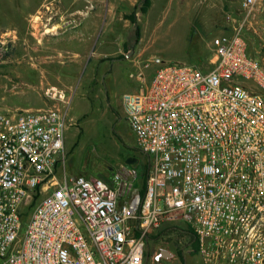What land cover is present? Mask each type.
Segmentation results:
<instances>
[{"label":"built area","instance_id":"built-area-1","mask_svg":"<svg viewBox=\"0 0 264 264\" xmlns=\"http://www.w3.org/2000/svg\"><path fill=\"white\" fill-rule=\"evenodd\" d=\"M228 1L207 65L152 56L129 73L120 105L143 176L126 163L109 179L64 175L56 102L70 100L55 86L53 104L0 113V264H144L159 229L190 233L201 264H264V52L245 35L264 0Z\"/></svg>","mask_w":264,"mask_h":264},{"label":"rangeland","instance_id":"rangeland-1","mask_svg":"<svg viewBox=\"0 0 264 264\" xmlns=\"http://www.w3.org/2000/svg\"><path fill=\"white\" fill-rule=\"evenodd\" d=\"M96 3L104 5V15L100 11L96 15ZM142 6L140 0H0V113L45 107L54 103L45 97L46 87L63 90L65 100L70 101L56 104L68 107L64 139L67 177L109 179L128 157L136 159L128 165L143 176L148 161L138 150L120 105L122 93L136 81L129 73L152 56L207 65L209 58L196 55L195 47L217 30L203 20L225 17L226 11L238 8L228 0H149L145 12L141 11ZM132 13L139 27L137 39L135 24L129 19ZM80 17L92 21L87 26V40L83 39L84 33L79 36ZM257 19L254 32L248 30L245 35L249 51L262 53L264 10ZM50 21L79 25L70 29V42L62 35L51 40L47 35L42 38L44 52L40 55L50 56L42 62L36 58L35 34L39 30L54 32L47 26ZM48 40L55 50L43 43ZM97 50L106 56L100 57ZM116 59L119 61L112 68L110 63ZM34 66L47 67L48 71L42 76L37 72L31 76ZM151 70L144 69L145 74L150 76ZM60 168L59 175L63 176L62 164ZM135 184H139L138 180ZM185 225L180 221L178 226L186 230ZM168 235L162 229L149 234L144 243V264H152L149 256L160 247H169L175 256L162 259V264H201L190 233Z\"/></svg>","mask_w":264,"mask_h":264},{"label":"crops","instance_id":"crops-1","mask_svg":"<svg viewBox=\"0 0 264 264\" xmlns=\"http://www.w3.org/2000/svg\"><path fill=\"white\" fill-rule=\"evenodd\" d=\"M95 6H96L95 7L96 15L99 14L98 11H100L102 13V15H104V9H105L104 8V5L101 4V3H99V4L96 3ZM37 10H40V9H37ZM107 10H109L108 7H107ZM81 18L82 17H80V19H79V22L81 23V26L79 28L82 29V30H80L79 36L82 35V33H84V38L83 39L84 40H87L86 39L87 38L86 36L88 35L87 26H88V24L92 23V21L91 20H88V19H81ZM225 20H226V17H224V16H216L212 20L210 18H206V19L203 20L206 23L209 22L210 25H212V27L214 29H216L217 31L214 32L213 36L210 37L207 41L204 42L201 39V41L198 42V45L196 44V47H195V49H196L195 54L196 55H203L204 57H207V58H210L211 57V55H212L211 39L214 36L220 35V34L226 32V31H228V22H227V20L225 22ZM79 22H77L73 26V25H66V23H63V21H61V22H56V21L51 22L50 21V23H48L49 25H47V26H49V28H51L52 31H54V32H50L49 34H47L46 32H42L41 30L37 31V36L35 34V37L37 39V45L34 48L35 51H36L35 53L37 54V57L36 58L42 60V62H45V59L50 57L49 55H40V52H42V53L44 52L43 46H41L42 45V42H41V39L42 38L46 37V35H47L48 39L49 38L53 39V38H56V36L58 37V36H61L62 35V37H66L68 39V42H70V40L72 38V35H73V34H71L72 32H70V29L73 28V27L78 26L79 25L78 24ZM89 27H91V25ZM39 29H41V28H39ZM62 37H61V39H62ZM51 39H49V40H51ZM49 40L48 41H43V43L44 44H48L47 48L55 50L54 49V46H53V43L50 42ZM101 42L104 43L105 41H101ZM99 51L97 52V54L101 55L100 57H105L106 56V54H104V52L101 51V53H99ZM130 54H131L130 51L127 52V56H129ZM124 56H126V55H124ZM112 61L113 62L110 63V64H112V68H113L115 65H117L119 59L112 60ZM127 61L129 63L130 62V59L128 58ZM103 63H105V62H103ZM46 68L47 67L42 68L40 66H36V67L34 66V68H32L33 70H31V76L35 72H37V74L39 76H42L45 71H48ZM101 70H102L101 73H104L105 72V69L103 67L101 68ZM136 88H137V81H135V83L131 82L128 90L129 91H135ZM26 104L28 105L29 103L26 102ZM10 106L7 105L6 108H10ZM16 106H18V105H16ZM21 106H26V105L23 104ZM18 107H20V105ZM160 248H162V247H160ZM166 248H168L172 252V250L169 247H166ZM173 257H175V256L173 255L171 258H173ZM171 258H169V259H171Z\"/></svg>","mask_w":264,"mask_h":264},{"label":"trees","instance_id":"trees-1","mask_svg":"<svg viewBox=\"0 0 264 264\" xmlns=\"http://www.w3.org/2000/svg\"><path fill=\"white\" fill-rule=\"evenodd\" d=\"M141 3H143V6L141 7V11L142 12H145V10L147 9V6L149 5V0H140ZM129 19H131V21L135 24V17H134V13H132L130 16H129ZM134 33H135V37L137 39L138 35H139V27L135 24V28H134ZM191 240L193 241V244L194 246L196 247L197 249V243L194 239H192V236H191Z\"/></svg>","mask_w":264,"mask_h":264},{"label":"water","instance_id":"water-1","mask_svg":"<svg viewBox=\"0 0 264 264\" xmlns=\"http://www.w3.org/2000/svg\"><path fill=\"white\" fill-rule=\"evenodd\" d=\"M136 162V159L134 157H128L126 160H125V163L126 164H134ZM161 252L164 256H169L171 255V251L166 248V247H163L161 248Z\"/></svg>","mask_w":264,"mask_h":264}]
</instances>
